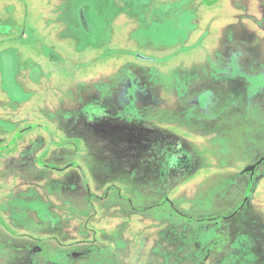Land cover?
Returning a JSON list of instances; mask_svg holds the SVG:
<instances>
[{"label":"rangeland","instance_id":"obj_1","mask_svg":"<svg viewBox=\"0 0 264 264\" xmlns=\"http://www.w3.org/2000/svg\"><path fill=\"white\" fill-rule=\"evenodd\" d=\"M202 1L0 0V264H264V0Z\"/></svg>","mask_w":264,"mask_h":264},{"label":"crops","instance_id":"obj_2","mask_svg":"<svg viewBox=\"0 0 264 264\" xmlns=\"http://www.w3.org/2000/svg\"><path fill=\"white\" fill-rule=\"evenodd\" d=\"M59 1L60 2L62 1L61 5L63 4V6L61 7V11L63 13H66L68 11V7H67L68 3H65L67 0H59ZM204 1H207V3L208 2L212 3L214 0H203L202 2L204 3ZM162 6H165V3H162ZM111 8H112V6H111ZM101 9L104 10L105 8H101ZM181 10H182V8H181ZM186 12H187L186 9L183 8V12L181 11V15H178V18H186ZM135 13H136V18H137L138 17L137 10H136ZM84 20H86V18H84ZM162 20L165 21L164 18H162ZM12 21H14V20L13 19H10V20L3 19V20H0V23H2L3 25H6V26L9 25V24L10 25H14L12 23ZM163 21L155 20L149 26L152 27L153 25H155L157 23H161ZM183 25H184V23H183ZM193 26H194V24H193ZM17 27H18L17 28V32L15 34L16 38H13V39L10 38V34H8V33H10V30L8 28H4L3 27V28L0 29V49H1L0 55H3L5 53H8L10 55V57L8 59H6V61H5V65L7 67V71H4V74L7 75V78L12 79L15 82L16 86L19 87L20 86L19 82H18V80H17V78H16V76L13 73V70H12V67H13V64H15V61H16L17 65H21L22 69H24V70H22V72H25L27 70L30 74H35L37 78L39 77L40 73L32 72V71L28 70L26 64L34 65L35 64L34 62H30V61L29 62H25V60L22 61V59L25 57V55L30 56L32 54L33 57H36L37 59H38V57H37V54H35V52L29 51L26 48L27 45H29V44H27L28 40L31 39V37L29 36V34L27 32L28 29H26L25 26L23 28H19V26L17 25ZM177 35H178V33H176L175 41H179V39L177 38ZM185 43L189 44V42H186V41H185ZM140 44H141V42H140ZM185 46L189 47L188 49H190V52H199V55L201 54V50H202L201 47H200V50H199V48H197L195 45L194 46L193 45L192 46L191 45H185ZM159 48H161V49H159ZM186 50H187V48L185 47V51ZM121 51H123V50H121ZM155 52H156L155 54L158 56V58H160L162 56H166L167 60H169L168 62H171L169 65L171 67H173V61H175L173 56L181 55V53L183 51H179L177 49L175 42L174 43L170 42V43H167V44H163L162 46H156ZM43 57H45L47 59V63H49L48 58L46 56H43ZM162 61H159L161 63H158V64H163ZM38 62H39V69H40L41 75H42V74L45 73L44 68H45L47 63L46 64L45 63L41 64L39 59H38ZM179 68H181V65L179 66ZM181 71L182 70H178L176 72L180 74Z\"/></svg>","mask_w":264,"mask_h":264}]
</instances>
